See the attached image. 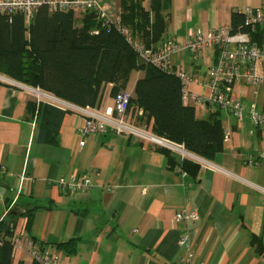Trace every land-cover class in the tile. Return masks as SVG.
<instances>
[{
  "label": "crops",
  "instance_id": "1",
  "mask_svg": "<svg viewBox=\"0 0 264 264\" xmlns=\"http://www.w3.org/2000/svg\"><path fill=\"white\" fill-rule=\"evenodd\" d=\"M119 2L103 0L102 15L118 17ZM260 4L172 0L164 40L176 44L172 67L192 76L184 101L194 105L198 118L216 108L195 100L211 94L207 70L215 52L207 48L193 54L185 41L200 31L229 26L233 10ZM142 74L133 71L125 90L132 93ZM11 84H0V221L9 218L14 204L18 211L38 207L31 231L57 264H186L189 251L194 264H264V127L221 108L223 148L200 162L193 178L170 166L157 143L111 130L81 135L82 116L75 111L64 114L55 138L43 133L40 114L32 115L28 107L34 95L26 85ZM231 89L264 112V81L235 82ZM113 97L108 84L97 108L113 106ZM71 172L87 176L90 186L75 192L61 188L57 179ZM182 210L184 217L176 220ZM25 222L18 215L11 226L19 237L12 264L34 261L29 240L19 236ZM70 238L75 250L68 253L57 243Z\"/></svg>",
  "mask_w": 264,
  "mask_h": 264
},
{
  "label": "trees",
  "instance_id": "2",
  "mask_svg": "<svg viewBox=\"0 0 264 264\" xmlns=\"http://www.w3.org/2000/svg\"><path fill=\"white\" fill-rule=\"evenodd\" d=\"M119 3L117 21L113 22L95 10L77 15L72 10L49 12L41 7L29 23L21 14L10 18L0 14V75L79 107H97L106 85L111 84L115 95L126 89L131 73L140 70L143 74L135 81L129 99L135 122L148 127L154 135L211 160L223 148L221 107L212 103L216 108L208 117L198 118L194 105L183 99L182 80L175 73L144 61L133 46V42L151 47L165 41L172 0ZM243 19L241 12L233 10L231 28H243ZM0 84L13 85L1 79ZM28 107L32 115L40 114L43 133L47 131L54 138L64 114L74 112L50 103L37 104L35 100L29 101ZM161 150L167 154L170 166H179L193 178L197 176L199 161L190 157L177 161L170 149L162 146ZM37 208L18 212L26 218L19 236L40 250L43 244L31 231ZM13 237V228L0 221V264H12ZM57 245L68 253L75 250L74 238ZM33 264L41 263L34 259Z\"/></svg>",
  "mask_w": 264,
  "mask_h": 264
},
{
  "label": "built area",
  "instance_id": "3",
  "mask_svg": "<svg viewBox=\"0 0 264 264\" xmlns=\"http://www.w3.org/2000/svg\"><path fill=\"white\" fill-rule=\"evenodd\" d=\"M41 7H46L49 12L72 10L76 14L90 10L101 13L102 0H0V14L9 18L14 14H21L26 23H29L34 12ZM243 23L241 27L233 30L231 26H220L209 31H200L189 37L184 47L191 53L196 54L204 49L211 48L216 51L213 63L207 70L208 85L211 94L206 99L196 97V102L214 103L232 113L238 120L247 116L255 127H264V112L260 111L256 104L242 101L232 94V85L235 82H243L250 85L264 81V0H261L257 8L245 7ZM102 15V13H101ZM108 21H117L105 17ZM127 33L126 29H122ZM133 46L138 55L146 62L166 71L175 73L183 83V99L188 96V83L192 76L180 68H173L170 57L176 51V44L173 40H166L161 45L144 47L137 42ZM31 88L35 95L37 104L50 103L61 109H72L82 116V123L78 127L81 135L94 133H105L111 130L115 133H126L135 135L162 145L180 157H190L201 163L206 160L187 151L182 144L175 143L165 138L158 137L146 128L136 124L132 108L129 107L131 92L121 90L114 97L113 106L99 109L97 107H79L67 102L50 93L41 91L39 88ZM90 179L87 176H78L71 172L67 176H60L57 179L58 185L69 192L86 189L90 186ZM184 211L176 213V220L184 217ZM191 216L195 217V213ZM14 245L19 242V237L12 238ZM181 244L187 246V241L182 238ZM31 254L41 264H57L49 253L43 249H36L31 241L28 243ZM186 264L193 263L191 251L185 257Z\"/></svg>",
  "mask_w": 264,
  "mask_h": 264
},
{
  "label": "water",
  "instance_id": "4",
  "mask_svg": "<svg viewBox=\"0 0 264 264\" xmlns=\"http://www.w3.org/2000/svg\"><path fill=\"white\" fill-rule=\"evenodd\" d=\"M0 78L2 79H7L6 77L0 75ZM2 190V188L0 187V191ZM18 209L16 207L12 208L9 212V218L6 219V225L7 227H11L13 225H16L17 220H18ZM12 230H10L11 232Z\"/></svg>",
  "mask_w": 264,
  "mask_h": 264
},
{
  "label": "rangeland",
  "instance_id": "5",
  "mask_svg": "<svg viewBox=\"0 0 264 264\" xmlns=\"http://www.w3.org/2000/svg\"><path fill=\"white\" fill-rule=\"evenodd\" d=\"M102 2H103V0H102ZM77 15H80V14H77ZM1 80H4V81H6V82H10V83H17V82H15V81H12V80H10V79H2V78H0ZM28 88V90L33 94V92L31 91V88H29V87H27ZM34 95V94H33ZM35 96V95H34ZM35 99V98H34Z\"/></svg>",
  "mask_w": 264,
  "mask_h": 264
}]
</instances>
